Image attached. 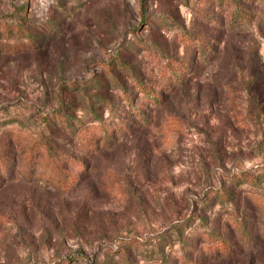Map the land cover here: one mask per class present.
Returning a JSON list of instances; mask_svg holds the SVG:
<instances>
[{"label":"rangeland","instance_id":"obj_1","mask_svg":"<svg viewBox=\"0 0 264 264\" xmlns=\"http://www.w3.org/2000/svg\"><path fill=\"white\" fill-rule=\"evenodd\" d=\"M238 1L0 0V264H264V0ZM208 234L242 249L197 259Z\"/></svg>","mask_w":264,"mask_h":264},{"label":"trees","instance_id":"obj_2","mask_svg":"<svg viewBox=\"0 0 264 264\" xmlns=\"http://www.w3.org/2000/svg\"><path fill=\"white\" fill-rule=\"evenodd\" d=\"M223 1L228 3L233 8L232 12L230 13V21H229L231 25H235L239 20L244 19L243 16H244L245 8L242 7V4L238 0H223ZM200 43H203V42L200 41L199 44ZM203 49L204 48H201L200 50L203 51ZM146 98L149 100L150 103H153V104L160 103L161 99L163 98V95L162 94L156 95L150 89H147ZM143 109L145 110V106L142 107V110L138 109V111L136 112L141 117V119H145L146 117L145 116L146 111H144ZM58 110L59 109L56 110L59 115L58 117H60L58 119L61 121H66V118H64L63 115L61 116ZM111 138H112V134L107 133L104 143L105 141H108ZM97 145L98 144L95 141H92L91 143H89V146H94L95 148L97 147ZM37 149H40L42 151V156L44 158L43 169H46L49 172V175L52 178V180L50 181H52L53 183H56L57 185L78 184L81 182V179L83 177L81 173L83 171H86V166L84 165L83 162L79 163V166L75 172L68 170L67 163L69 160H73V158L66 157V156L61 157L59 155L56 145L49 139H43L40 141H36L34 145L28 151V154H27L28 160L33 159L35 153L37 152ZM4 166H5V162H0V167H4ZM1 184H2V181L0 180V186ZM222 195H226V194H222ZM257 200L258 199H256V201ZM262 216L264 218V207L262 208ZM234 226L236 230L238 227V230L241 232V235L246 233L244 228L247 227V223L245 222L244 219L240 217L237 218L234 222ZM230 239L231 238L228 237L226 234L220 235V236L219 235L215 236L212 234H208L207 236L205 235L203 237L202 244L198 248H194L193 252H190V253L196 254L197 259H199L198 257H203L206 260L207 259L229 258L230 256H232V254H235V251L237 250L241 251L240 249H242L241 246L235 245L231 241H229ZM248 241L251 242V240H248ZM243 243H247V240L244 241ZM75 256L77 257L78 254H74L71 257H75ZM176 258L172 261V264H180V261H177ZM187 263L197 264L198 260H194L193 258L190 257L187 262L182 261L181 264H187ZM158 264H165V263H162V261H159Z\"/></svg>","mask_w":264,"mask_h":264}]
</instances>
